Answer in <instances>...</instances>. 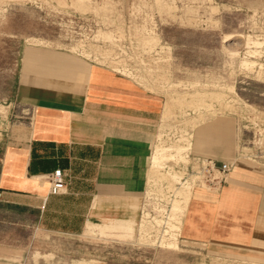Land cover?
Instances as JSON below:
<instances>
[{
  "label": "rangeland",
  "instance_id": "obj_1",
  "mask_svg": "<svg viewBox=\"0 0 264 264\" xmlns=\"http://www.w3.org/2000/svg\"><path fill=\"white\" fill-rule=\"evenodd\" d=\"M161 1L171 8L159 9L156 0H86L91 5L87 10L72 0H0V154L32 120L31 106L17 99L23 67L30 57L39 60L53 53L87 58L130 76L163 102L176 93L188 101L196 92L219 94L206 95L198 107L186 101L165 120L162 112L157 118L153 145L159 132L166 139L184 135L192 142L184 152L189 162L172 164L181 176L175 186L184 182L192 191L197 186L211 189L194 180L191 162L196 156H223L233 166L236 156L264 164V0ZM106 50L111 53L103 54ZM219 120L229 122L231 141L210 139L206 151H197L196 131ZM149 167L150 159L131 237L50 236L23 221L29 218L22 207L0 201V264H264V254H259L262 261L254 260L185 241L180 230L174 248L157 244L159 232L142 237L138 223L143 210L164 218L172 197L166 181L156 187L148 183ZM158 190L168 198L152 194Z\"/></svg>",
  "mask_w": 264,
  "mask_h": 264
},
{
  "label": "crops",
  "instance_id": "obj_2",
  "mask_svg": "<svg viewBox=\"0 0 264 264\" xmlns=\"http://www.w3.org/2000/svg\"><path fill=\"white\" fill-rule=\"evenodd\" d=\"M52 54L30 57L20 73L17 99L31 106L32 120L2 147L0 201L22 207L23 221L50 236L131 237L164 102L107 66ZM230 137L229 122L219 120L200 126L193 142L204 152L210 139ZM248 159L236 156L216 189L191 187L183 240L261 259L264 164ZM58 168L64 187L50 194L46 175Z\"/></svg>",
  "mask_w": 264,
  "mask_h": 264
},
{
  "label": "bare ground",
  "instance_id": "obj_3",
  "mask_svg": "<svg viewBox=\"0 0 264 264\" xmlns=\"http://www.w3.org/2000/svg\"><path fill=\"white\" fill-rule=\"evenodd\" d=\"M156 1H157L156 5L159 9L171 8V5L165 3L164 1L161 0H156ZM72 3L81 10H87L91 8V5L88 4L86 0H72ZM104 35H109V34H104ZM96 37H99L98 34H96ZM145 41L147 42L149 41V39H145ZM110 53L111 50H106L105 52H103V54H107V55ZM102 58L105 57L103 56ZM243 64L248 65L250 63L249 61L248 62L244 61ZM206 95L211 97H219V94L214 92H196L191 95V99L188 101L186 100L185 95H181L178 93L169 95L168 98L164 101V106L162 111V121L171 115V113L173 112V108L175 106H182L187 101V103L193 105L195 104L194 106L198 107L199 105L203 104ZM2 109L3 107L0 106V111H2ZM5 112L6 111L4 110L3 113ZM202 118L203 117L201 116V119ZM190 121L194 122L193 119H190ZM190 146H191V141L187 140L186 137H184V135H182L177 140H173L170 138L167 139L163 138V135L161 134V132H159L156 138L155 145L153 147L154 149L152 154L148 183L150 182L152 186L153 185L155 186L159 182L166 181V187L172 191V195H171L172 197H170L169 199V205L167 209H164L166 214L164 218H159L160 214L159 215L151 214L150 211H148L147 209L143 210V214L141 216V220L139 224L141 230L140 235L148 239L150 235L148 236L146 232L148 231L159 232V235L156 238L157 244L159 243L161 246H167L168 248H174L178 246L177 241L175 239H176V235H178L179 233L177 234L176 231L180 230L179 235H181V219L185 214L191 195L190 183L185 184L184 182H180V186H175V182L179 181L181 176L178 171L172 168V164L178 163L179 161L188 163L189 159L186 156V154H184V152L186 150H189L191 148ZM165 167H168V169L165 170L164 169ZM158 191H159L158 194L157 193H152V194H156L160 196V198L162 196L168 198L166 196V193H162V190H158ZM162 210L163 209H160V211ZM154 241L155 239L152 240V242Z\"/></svg>",
  "mask_w": 264,
  "mask_h": 264
},
{
  "label": "built area",
  "instance_id": "obj_4",
  "mask_svg": "<svg viewBox=\"0 0 264 264\" xmlns=\"http://www.w3.org/2000/svg\"><path fill=\"white\" fill-rule=\"evenodd\" d=\"M233 163L217 162L208 157L196 156L192 158L191 170L195 176V182L204 183L209 188L216 189L227 181L229 171ZM49 181V193L58 194L64 187V172L55 169L46 175Z\"/></svg>",
  "mask_w": 264,
  "mask_h": 264
}]
</instances>
